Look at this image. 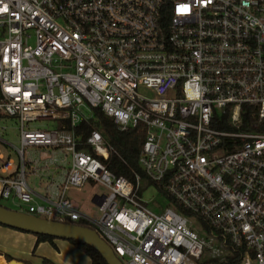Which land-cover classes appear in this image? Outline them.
<instances>
[{
  "label": "built area",
  "instance_id": "obj_1",
  "mask_svg": "<svg viewBox=\"0 0 264 264\" xmlns=\"http://www.w3.org/2000/svg\"><path fill=\"white\" fill-rule=\"evenodd\" d=\"M94 108L143 126V178L110 170L121 157L98 130L81 143ZM3 118L18 145L0 133L17 157L0 149V200L16 210L85 221L123 264H264V0H0ZM35 148L61 156L40 163ZM58 166L36 201L27 176ZM87 183L105 190L98 217L67 196ZM150 185L167 199L156 210Z\"/></svg>",
  "mask_w": 264,
  "mask_h": 264
},
{
  "label": "trees",
  "instance_id": "obj_2",
  "mask_svg": "<svg viewBox=\"0 0 264 264\" xmlns=\"http://www.w3.org/2000/svg\"><path fill=\"white\" fill-rule=\"evenodd\" d=\"M93 116H94L93 119L89 120L88 122H83L76 127V134H78L81 137L82 140L81 143L83 144L85 137L90 133L91 130L93 129L98 130L101 133L102 137L105 139V141L110 143L114 147V149L117 151V153L120 155L122 159L121 160L118 157L112 156L107 161L110 170L116 175H123L129 179H132L133 176L132 173L136 171L143 178V173L141 172L140 167L137 164V156L145 135V129L143 128V126L139 125L127 131H120L116 128L112 119L106 116L99 108L93 109ZM245 120L247 121V123L251 124L256 121V118L252 116H246ZM224 125H222L221 127L218 125L217 126L220 128H227V125L226 126ZM67 127L68 126L65 125V128ZM258 130L264 131V119L259 122ZM81 146L82 145H80V147ZM168 200L170 203L171 202L175 203L171 198H169ZM175 205L177 204L175 203ZM63 222L73 223L93 229V227H91L88 223H86L83 220H79L75 222L64 220ZM202 224L205 230L209 232L210 229L206 225V222L202 220ZM0 225L6 226L1 223ZM15 230L25 233H31L32 235L35 236L33 251L36 248L37 244L40 242H47L51 246L55 247L53 241L54 239H59L49 235L35 234L25 230H20V229H15ZM60 239H64V238H60ZM65 240H67L70 244H72L79 251H81L89 259L91 264H107L105 260L101 257V255L93 247L87 245L82 241L73 240V239H65ZM10 259L11 256L6 254V260L8 261ZM237 259H238L237 256L229 261H224V262L218 259H211L210 261H205L199 264H233L237 262ZM41 264H53V263L50 260L44 258Z\"/></svg>",
  "mask_w": 264,
  "mask_h": 264
},
{
  "label": "rangeland",
  "instance_id": "obj_3",
  "mask_svg": "<svg viewBox=\"0 0 264 264\" xmlns=\"http://www.w3.org/2000/svg\"><path fill=\"white\" fill-rule=\"evenodd\" d=\"M33 124H36L40 127H51L54 128L56 126V123L54 121H50V120H37L35 122H33ZM1 127H5L4 130H1ZM0 133H1V137L2 139H4L6 142L8 143H12L14 145H18V129L17 126L14 123V120L11 118H3L0 119ZM0 149L2 151V153L5 156H10L11 158H13L15 161H17V157L14 153V150L10 147V146H5L2 143H0ZM35 155L38 156L40 163L44 162L46 159H48L50 156H56V157H60L61 154L57 153V152H53L51 150H42L39 148H35L34 149ZM67 161H69V157H66V161H65V165L67 163ZM64 165V166H65ZM62 166V165H60ZM58 166V167H60ZM41 176V175H40ZM36 178V175H28L27 176V181L28 183H32L33 179ZM43 178V177H40ZM142 184H145V181L143 180ZM105 190L103 189V187L101 185L98 184H94L92 187L88 188L85 190V193L81 192V191H69L67 196L73 201V203L75 205H77V207L79 206L78 202L75 200L74 196L76 195L77 197H83L80 206L78 207L79 209L82 208L81 210H83L84 212H86L87 215L89 216H93V217H98L99 216V211L96 208V203L94 201H92V196L93 194H102L104 193ZM143 199L145 201L148 202V205L155 209L159 208L161 206H164L167 203V199H165L164 196H162L157 188L153 185L148 186L143 192L142 195ZM0 204L2 206H5L7 208L10 209H14L16 210L17 208L13 206V204L9 201V200H0ZM20 211H22L23 209H19ZM29 238H24L21 237L20 240L17 241L16 246H19L20 249L22 250V252H27L31 255V253L33 254V256H44L50 259H57L58 258V252L56 250H54L49 244L47 243H43L42 245H39L38 247L36 246V248L33 251L34 248V239L33 237H31V234H29ZM8 242H13V240H10L9 238H7ZM14 244V245H15ZM62 254H60L61 257L63 256H67L65 255V253L63 251H61ZM67 254V253H66ZM84 255H82L79 252H76V256H74L73 260L76 264H84L82 262L85 261V263L90 264L87 260L84 259Z\"/></svg>",
  "mask_w": 264,
  "mask_h": 264
},
{
  "label": "crops",
  "instance_id": "obj_4",
  "mask_svg": "<svg viewBox=\"0 0 264 264\" xmlns=\"http://www.w3.org/2000/svg\"><path fill=\"white\" fill-rule=\"evenodd\" d=\"M59 170L61 172V167H52L50 168L51 174L47 173L41 176L36 174V178L33 179V182L29 183V185L33 188V190L38 195L35 198L36 201L40 202L42 200V197L49 196L52 193V191H54V183H57L59 181V178H61ZM40 177H43V178H40ZM93 185H94L93 183H87L80 190H77V191H81L85 193V190L92 187ZM74 190L75 189L68 190L67 194L69 191H74ZM94 195L95 193L92 196V201H94ZM74 198L79 203L78 205L80 206V203L83 197H77L75 195ZM81 209L82 208H80V210ZM29 234L31 233L21 232L13 228L0 225V264H5V262L7 261L6 254L11 256V258L23 261L26 264H41L44 258L50 260L53 264H76L73 260L74 256H76V252H79L82 255H84L81 251H79L76 247L70 244L67 240L60 239V238L54 239L53 243L55 247L51 246L47 242H40L37 244V247L39 245H42L43 243L49 244L54 250H56L59 253L57 259H50V258L40 256V255L33 256V254L31 253L30 255L28 251L26 253L22 252L20 247L16 246L15 243H17V241L20 240L21 237L29 238L30 236ZM31 237H33L34 243H35V236L31 234ZM7 238H9L10 240H13V242L11 243L8 242ZM61 251H63L65 255L67 256L61 257L60 256V254H62ZM84 257H85L84 259L90 263L89 259L85 255ZM80 260H82L84 264H87L85 263V261H83V259H80Z\"/></svg>",
  "mask_w": 264,
  "mask_h": 264
},
{
  "label": "water",
  "instance_id": "obj_5",
  "mask_svg": "<svg viewBox=\"0 0 264 264\" xmlns=\"http://www.w3.org/2000/svg\"><path fill=\"white\" fill-rule=\"evenodd\" d=\"M0 223L11 228L25 230L35 234L49 235L55 238L73 239L93 247L107 264H123L111 247L94 229L73 223L48 220L35 215L10 209L0 205ZM5 264H26L11 258Z\"/></svg>",
  "mask_w": 264,
  "mask_h": 264
}]
</instances>
